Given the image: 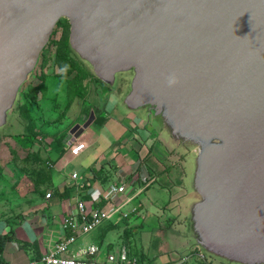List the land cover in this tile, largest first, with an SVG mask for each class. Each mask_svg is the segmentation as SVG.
Wrapping results in <instances>:
<instances>
[{
    "label": "water",
    "instance_id": "water-1",
    "mask_svg": "<svg viewBox=\"0 0 264 264\" xmlns=\"http://www.w3.org/2000/svg\"><path fill=\"white\" fill-rule=\"evenodd\" d=\"M61 18L101 81L131 73L124 110L193 145V246L264 264V0H0V128Z\"/></svg>",
    "mask_w": 264,
    "mask_h": 264
},
{
    "label": "rangeland",
    "instance_id": "rangeland-1",
    "mask_svg": "<svg viewBox=\"0 0 264 264\" xmlns=\"http://www.w3.org/2000/svg\"><path fill=\"white\" fill-rule=\"evenodd\" d=\"M68 35L69 29L66 30L60 25L55 28L50 37L49 45L45 46L39 57L41 67H37L34 72L32 71L28 75L27 81L20 87L16 103L10 111L8 123L0 128V221L7 218L15 219L18 214L21 215L22 212L31 208L33 206V203H31L33 196L37 195L38 189L46 186L44 159L32 155V152H29L26 144H24L23 138L16 135V132L23 130L25 122L16 109L17 103L21 100V93L26 92L30 85H36L42 80L46 83V91L40 89L37 92L34 102L37 103L38 107H32L37 116L36 123L40 125V128L36 129L38 131L37 136L43 138L44 136L49 137V135L58 136L62 132L67 134L74 124H83L87 119L84 120L85 115L97 107L91 101L95 98V91L100 99H105L110 94L117 96L119 104L128 91L131 73H118L113 83L106 84L93 73L86 62L84 63L79 59L72 49L70 58H73L76 65L81 69H75L72 73H68L64 68L59 67L54 62V57L58 50V44L64 42L65 39L68 41ZM78 70L85 74L81 79L75 78ZM121 109L124 112H130V115H125L131 116V122L136 123L143 120L145 125H151L154 128L157 124L162 125L157 117L153 118L147 111L136 109L131 112ZM8 124L11 125L7 126ZM95 126V124H92V128H95ZM162 128L164 129L163 144L167 145L169 149L175 150L176 153L174 154L173 151V156L185 159L189 155L186 158L189 159L190 166L186 170L187 177L185 181L187 182L188 192L192 194L193 168L196 159L193 145L186 144L182 140L177 141L169 128L163 126ZM43 139L38 138V143L46 142ZM46 144L48 143L46 142ZM68 144L69 142L63 141L57 145L59 148L66 149L69 147ZM34 150H37V144L33 147L32 151ZM49 155L54 159L58 152L54 150ZM124 158L128 159V157ZM79 166V158L71 160L66 156L55 166L54 170L57 171L55 175L69 177L73 170L80 169ZM180 166L178 164L177 168L181 169ZM142 167L147 171L145 166ZM51 172L53 171L51 170ZM177 172L181 174L180 170H177ZM175 190L173 187L171 191ZM143 195L155 198V206L149 209L148 220L143 222L141 227L132 222L134 216H131L127 219L128 226H119L108 230H105V227H97L90 233L79 235L70 244L69 250L76 251L79 247H86L90 243H94L99 246V250L95 254V259L99 262L104 261L109 253L117 256L121 248L125 247L131 259L137 257L140 253L145 256H156L157 259H154L151 262L152 264L154 262L160 264H205L199 257V248L193 246L195 245V239L192 238L191 215L186 219L184 216L186 214H182L180 210L177 211L178 215L173 222L175 227L166 228L163 220L167 218L169 212L167 210L165 213V208L162 207L168 205V193L160 187L159 182H155ZM141 211V216L144 218L146 215L144 208ZM112 220H118V215L114 216ZM128 227L131 228L130 231ZM101 228L104 233H101ZM126 230L129 231V235L125 234ZM102 238H104L103 242H100ZM193 248L196 249L191 250L190 253V249ZM201 252L216 264L222 260H227L228 264H235L233 263L234 260L210 250L201 248Z\"/></svg>",
    "mask_w": 264,
    "mask_h": 264
},
{
    "label": "crops",
    "instance_id": "crops-1",
    "mask_svg": "<svg viewBox=\"0 0 264 264\" xmlns=\"http://www.w3.org/2000/svg\"><path fill=\"white\" fill-rule=\"evenodd\" d=\"M95 98L91 101L97 105L98 108L95 107V111H100L103 118L97 122L95 115L94 121L79 138L74 140L73 143L77 141L84 143V148L77 155L71 154L69 147L63 149L57 145L61 141L71 142L69 133L44 136V139L36 137L48 143H35L38 158L44 161L48 158L52 167L47 168L45 163L46 186L38 189L37 195L33 196L31 202L33 206L21 215L18 214L15 219L7 218L0 221V235L7 232L13 234V240L6 242L1 253L3 261L0 264H27L29 261L39 259L47 248L59 241L65 233L60 223L61 218L68 213L77 197L95 199L96 204L100 203L102 206L109 204L101 201V195L97 189V187L104 188L109 183L126 184V195L133 199L123 207V212L127 215L122 218L129 219L134 216L132 222L135 225L142 226L143 222L148 220L149 209L155 206V198L143 195L155 182H159L160 187L168 193V205L161 206L165 208V213L167 210L169 212L167 218L163 220L165 225L166 222L170 223L166 228L175 227L173 222L179 210L182 214H186L184 215L186 219L188 218L184 207V203L190 199L185 181L189 166L186 165L187 160L173 156L171 151L176 153L175 150L163 144L156 128L145 125L143 120L131 122L132 118L128 116L130 112L122 111L117 96L110 94L105 99H100L95 91ZM92 124L96 125L95 128H92ZM73 143L68 145H74ZM54 150L58 152V155L53 159L49 153ZM66 156L71 160L79 158L80 169L72 171V173L77 172L76 179L71 177L72 174L69 177L55 175L57 172L54 170L55 166ZM136 162H139L138 165ZM178 164L181 165V169L177 168ZM142 166H145L148 172ZM177 170H180L181 174ZM100 173L103 178L99 176ZM145 173H148L150 178L143 181L142 177ZM173 187L175 191H171ZM46 192L52 193L50 198L45 197ZM177 202L179 204L175 205ZM133 208H135L134 211ZM143 208L146 214L144 218L141 216ZM171 217L174 219L168 220ZM15 241L26 242L29 246L26 250L21 249ZM92 244L95 245L94 243L89 245ZM78 250L70 251V253L76 254Z\"/></svg>",
    "mask_w": 264,
    "mask_h": 264
},
{
    "label": "built area",
    "instance_id": "built-area-1",
    "mask_svg": "<svg viewBox=\"0 0 264 264\" xmlns=\"http://www.w3.org/2000/svg\"><path fill=\"white\" fill-rule=\"evenodd\" d=\"M73 144L69 146L70 152L77 155L84 148V143L77 141ZM45 163L47 168L52 167L51 162L46 161ZM138 163L136 162V165ZM71 177L76 179L78 174L73 172ZM97 189L101 195V201L109 204L102 206L100 203L96 204L95 199L77 197L68 213L61 218L60 223L65 233L60 240L48 247L39 259L29 261L27 264H142L134 258L131 259L125 247L121 248L117 256L109 253L106 259L100 262L95 259V254L99 250L97 245L92 244L86 248H80L76 254L70 253L69 246L79 235L92 232L116 215H127L123 212V207L133 197L126 195V184L109 183L106 187H97ZM51 195V192H46L45 197L50 198ZM198 254L205 264H215L200 250Z\"/></svg>",
    "mask_w": 264,
    "mask_h": 264
},
{
    "label": "trees",
    "instance_id": "trees-1",
    "mask_svg": "<svg viewBox=\"0 0 264 264\" xmlns=\"http://www.w3.org/2000/svg\"><path fill=\"white\" fill-rule=\"evenodd\" d=\"M58 25H60L62 28H65L66 30L69 29V23H68V20L66 18H61L57 22L55 28ZM55 28H54V31H55ZM58 45L59 46H58L57 53L54 57V62L59 67L64 68L66 70V72H68V73H72L75 69H81V68H79L78 65H76V61L73 58H70L72 48L70 47L69 42L65 39L64 42H62L61 44H58ZM76 74H77L75 77L76 79H81L83 76H85V74L81 70H78ZM40 89L44 92L46 91V83L43 80L41 82L37 83L36 85H30L26 92H22L21 98H20L22 101L20 100V102H18L17 106H16V109L18 110L19 115H21L25 121L23 130L20 132L19 131L16 132L17 133L16 135H19L23 138V142H24V144H26L28 151L32 152V155H34L35 157L38 156V149L34 150V151H32V150H33V147L36 145L35 143H38V141H37L38 138H36V137L38 135L37 130H38V128H40V125H38L36 123V121H37L36 117L37 116H36L34 110H32V107L33 106L38 107L37 103H35L34 101H35V98L37 96V92H39ZM95 109L96 108H93L95 115H96L95 120L97 122H99L101 120V118H103V114L100 113V111L96 112ZM88 114L89 113H87V115H85L84 120L86 119ZM9 125H11V124H8L7 126H9ZM46 159H45L44 163L46 161H48V158H46ZM145 174L142 177L143 181H146L148 178H150L148 173H145ZM99 176H102L101 173L99 174ZM102 178H103V176H102ZM127 219L122 218L121 215H118V220H112V219L108 220V221L102 223L100 225V227H102V228L105 227L104 229L108 230V229H112V228L119 227V226H125V225L128 226L129 223H128ZM173 219H174V217L168 218V220H171V221ZM168 225H170V223L168 224L166 222L165 227H167ZM140 226H141V224H140ZM102 228H101V233H104V232H102ZM128 230L130 231L131 228L128 227ZM129 231L126 230L125 234L129 235ZM12 240H13V234L11 232H7L3 235H0V263H2V261H3V259L1 258V253L6 246V242L12 241ZM15 242L18 244L19 248L24 249V250H26L27 247L29 246V244H27L26 242H18V241H15ZM100 242H103V238L100 239ZM195 249L196 248L190 249V253H191V250L194 251ZM155 258H156V256H145L142 253L137 255V257H135V259L138 262H141L143 264H152L151 262H153ZM168 264H172V263H168ZM220 264H224V263H220Z\"/></svg>",
    "mask_w": 264,
    "mask_h": 264
},
{
    "label": "flooded vegetation",
    "instance_id": "flooded-vegetation-1",
    "mask_svg": "<svg viewBox=\"0 0 264 264\" xmlns=\"http://www.w3.org/2000/svg\"><path fill=\"white\" fill-rule=\"evenodd\" d=\"M40 55H41V54H40ZM39 57H40V56H39ZM38 62H39V63H37L38 66L36 65L34 71L36 70L37 67H41V61H40L39 59H38ZM34 71H33V72H34ZM171 153H173V151H172ZM174 154H175V153H174Z\"/></svg>",
    "mask_w": 264,
    "mask_h": 264
},
{
    "label": "clouds",
    "instance_id": "clouds-1",
    "mask_svg": "<svg viewBox=\"0 0 264 264\" xmlns=\"http://www.w3.org/2000/svg\"><path fill=\"white\" fill-rule=\"evenodd\" d=\"M76 140V139H75ZM72 142H74V140H71V142L69 144H71ZM200 250V249H198ZM201 251V250H200ZM135 259V258H134ZM141 263V262H140ZM215 263V262H214ZM143 264V263H142ZM216 264V263H215ZM218 264V263H217Z\"/></svg>",
    "mask_w": 264,
    "mask_h": 264
}]
</instances>
